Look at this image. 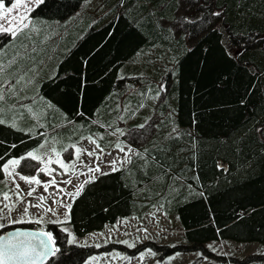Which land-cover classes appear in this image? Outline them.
Returning <instances> with one entry per match:
<instances>
[{
  "label": "trees",
  "instance_id": "obj_1",
  "mask_svg": "<svg viewBox=\"0 0 264 264\" xmlns=\"http://www.w3.org/2000/svg\"><path fill=\"white\" fill-rule=\"evenodd\" d=\"M31 17L40 32L13 53L3 49L17 36L0 33L4 84L25 73L15 95L5 92L0 165L53 136L113 137L128 123L139 155L73 200L76 236L159 204L188 241L164 253L221 238L264 243V0H46ZM22 84L28 107L15 104ZM28 163L29 173L40 165ZM63 225L46 223L59 251L44 264H83L102 249ZM144 246L160 247L129 252Z\"/></svg>",
  "mask_w": 264,
  "mask_h": 264
},
{
  "label": "rangeland",
  "instance_id": "obj_2",
  "mask_svg": "<svg viewBox=\"0 0 264 264\" xmlns=\"http://www.w3.org/2000/svg\"><path fill=\"white\" fill-rule=\"evenodd\" d=\"M15 14L16 13H13V15ZM7 26L8 25H6V27ZM37 27V29L33 28L32 31H34L35 33H39L40 27ZM22 37L23 35L17 36V39H15L14 42L5 47L7 49L4 48L3 50H8L7 52L10 54L13 53L16 49H18V45H21L23 41ZM4 52L5 51H2L3 54ZM22 63L23 62L18 63L17 61H15V65H22ZM21 76H23L22 80L19 79ZM15 77L13 76V79L18 78V82L15 80V86H17L19 82L21 83L23 82V80H25V73H21L20 76L16 78ZM3 79H7L5 77V74L3 75ZM31 81L32 83L30 87L32 88V91H34L36 80L32 78ZM27 94L28 91H25V85L22 84L20 91H18V96L21 98L20 102H16L15 104H24L28 107V105L25 104V96ZM29 108L31 107L29 106ZM37 113H39L38 109L35 110L33 114L36 115ZM20 116H25V110L20 112ZM127 126L128 123L126 126L124 125L122 127V132L124 133L123 135L120 131H116L113 137H106L107 140H105V135H103V133H95L93 135L88 134L78 142L72 141V143H69L68 146H66L68 142L64 143L66 139H63L61 141L58 138H54L53 136L51 139L47 140V143H42L44 147L41 148L40 145L42 144H40L37 148L31 151H34L37 153V155L44 157L45 160L47 159V157L51 156L55 161L57 157L55 156V153L51 152V149L53 147L56 148V150L61 154L59 159L66 166H69V171L67 172V174L62 175L61 173H64L65 170L62 169L59 164H57L56 166L55 162H53L51 165H47V167L49 169L51 166H56L58 167V169L61 168V171L56 170L58 171L59 176L55 178V180L56 183H62L64 187L65 183H63V181L69 179L73 180L72 176L74 175L78 176L74 181H77L79 179L84 180L92 178L101 172L111 169L109 166H107L109 165V162L115 161V167L128 164V162L126 161H131L133 154L137 152L134 144L131 143V137L137 138V136L136 134H132L131 128L128 129ZM176 129L177 128L173 126V130ZM49 136H52V134ZM87 138L95 140L96 144L99 145V149L96 148V144L90 143V140ZM137 141L140 143V140ZM73 143H75V147H73ZM113 143H118L120 145H115L114 147L108 146L112 145ZM71 147H73L72 151L70 149ZM76 148H80L82 150L80 154L76 153ZM121 148H123L124 151H121ZM100 149H102L103 151H100ZM84 150H87L88 152H95L99 156V159H96L95 155H87ZM77 155H79L78 159ZM73 163H75L76 165L74 171L71 169V165ZM97 164L100 167L99 173H88V175L81 174L87 173L88 171L87 168L84 167V165L95 167ZM41 167H45V165L40 164L38 169ZM38 169L34 173L37 178L40 176L42 177L41 179H39L40 181L46 182L52 180L53 177L51 175H48L44 172H39ZM15 172H19L21 175L25 174V171H23L20 166L15 169ZM8 178L0 182V198H2V187L5 185V183H9ZM15 183L19 184L20 191L25 188V181L20 180L18 176L16 177ZM10 185L11 189L15 190L14 184L11 183ZM64 188L66 189V187ZM63 198L64 195L63 197L61 196L59 200L63 201ZM12 200L16 201V197L13 194ZM47 200L48 198H46V201ZM30 202L31 204L33 203V201ZM37 202L40 203L38 197ZM1 204L2 203H0V205ZM63 204V202L62 204L56 203L53 207L57 208L59 206H63ZM24 207L25 203L16 201V206L13 211L7 214L10 219L4 220L2 219L4 215H2L0 217V223H5L6 225V223H9L11 219L23 218L26 220L29 219V217L32 220L42 217V215H40L42 213H51L46 212V209H44L43 207H29L28 216L22 217L21 213ZM63 209L64 210H61L60 213L65 212L64 207ZM4 213L6 212H2L0 214ZM62 216H65V214H62ZM43 219L46 218L42 217V220ZM124 220V228L120 227L118 229L114 228L99 231L94 230L84 236H76L70 223L65 225V222H63V226L70 233V238L72 241L80 244H96L97 246H101L102 249L95 254L90 255L83 264H264V243L258 241H237L228 238L213 239L207 241L204 244L203 248L201 247L196 249L176 250L170 253H164V250L162 249L165 248V246L181 245L187 243L188 241L186 239L185 228L178 214L176 212L173 213L166 211L159 204L150 207L140 218L137 216H128ZM47 222L48 221H42L37 225L38 227L46 228ZM122 241H127L128 244L122 243ZM150 241L159 244L160 247L156 248L153 246H144L142 247V249L136 252H129L130 250H133L136 247ZM129 244H134V247H129ZM121 245H126V247H124V249L120 248ZM141 253H143V256H141ZM124 257H127L128 259H124Z\"/></svg>",
  "mask_w": 264,
  "mask_h": 264
},
{
  "label": "snow or ice",
  "instance_id": "obj_3",
  "mask_svg": "<svg viewBox=\"0 0 264 264\" xmlns=\"http://www.w3.org/2000/svg\"><path fill=\"white\" fill-rule=\"evenodd\" d=\"M46 0H8V5L5 6V0H0V33L10 34L12 37H16L19 35L27 36L28 32L33 29L34 27V18L30 17V14L35 11L36 9L40 8V6L45 5ZM13 13H16L13 15ZM214 16H220L221 13L219 11H215L212 13ZM193 22L194 21H189ZM6 25H8L6 27ZM15 26V27H13ZM11 63V62H10ZM31 70V69H29ZM3 72L4 68L3 66H0V116L3 115L4 108H3V102L6 99L5 92H7L9 95H15V83L13 81H9L7 84H4L3 82ZM20 80L23 79V76L19 78ZM18 82V81H17ZM31 79L29 81H26V83H31ZM163 87V85H161ZM20 107H27L25 105H20ZM47 107L52 108L54 107L50 102L47 104ZM29 112L32 111L31 108L27 109ZM5 120L0 118V124H4ZM10 127L16 128L17 124L13 122L9 125ZM138 127L143 128L144 125H139ZM117 131H120L123 135L124 133L122 130L117 129ZM90 140V143L96 144L95 140H92L91 138H87ZM47 143V141H45ZM40 147H44V145H40ZM75 147V145H73ZM96 148L99 149V145L96 144ZM121 151H124L123 148L120 149ZM80 148H76V153H81ZM87 155L89 156H96V159H99V156L95 152H88L87 150H84ZM100 151H103L100 149ZM131 151V149H130ZM52 153H55V156L57 159L55 161L51 156L47 157L45 160L44 157L37 155L36 152L30 151L27 153L26 156H21L18 158H12L7 160L4 164L0 165V171L4 172L8 177H11L12 182L15 186V190H11L12 194L16 197V201H19L20 203H25V207L22 210L21 216H28V209L29 207H36L41 208L43 204L46 202V197L41 195L38 197L40 203L38 204H31L30 201H26V196H32L33 193L36 191L35 188H30L29 191L26 194H22L19 184L15 183L16 177L18 176L20 180L25 181L29 185L35 184V185H43L45 191H47L48 187H50L53 184H56V180L53 177L52 180L42 182L40 181L35 175L33 176H26L21 175L19 172H15V169L19 167L24 162L25 168H30L32 165L28 163L29 160L36 161L39 164H44L45 167H41L38 169L39 172H44L48 175H51L52 171H55V169H49L47 165H51L53 162L60 165L62 169H64V173H61L62 175L67 174L69 171V166H66L60 159V153L56 150L55 147L51 149ZM136 155H139V153H136ZM79 158V155H77V159ZM2 159V157H0ZM123 162V161H122ZM126 162L131 163L130 160H127ZM116 162L112 161L109 162V167L112 171H117L118 169L115 167ZM75 163L71 165V169L75 170ZM84 167L87 168V173H81L82 175H88V173H99L100 167L97 164L95 167L90 165H84ZM108 173H101V175H107ZM95 177L89 178L84 181V183L79 184L75 191L73 192H67L66 195L69 197H72L75 199L76 197H79L84 189L85 184L92 183ZM65 184H72V180H65L63 181ZM57 190L59 192H64V189H60L57 186ZM51 195V194H50ZM11 201V203H8ZM16 201L12 200V196L9 195V192L5 191L2 193V207H0V211H3L4 209H7L8 212L13 211V209L16 206ZM53 203H62L61 200H53ZM63 207L66 209L65 212V219L68 218L69 213L72 208V203L69 202L67 204H63ZM46 212H52L53 215L56 213L54 212L53 208L48 207ZM2 219L9 220V217L5 215ZM41 223L42 217L37 218L35 221L29 219L26 221L23 218L20 219H11L10 223L12 224H21V223ZM58 222V221H54ZM5 227V223H0V229H3ZM66 231V230H65ZM146 231V229H145ZM45 237L47 239H45ZM122 243L128 244L127 241H122ZM129 247H134V244H129ZM59 249L55 247V239L52 236L51 232L41 230L40 232H19V233H13L10 234L9 238H5L4 236L0 235V264H33L34 261L37 259L44 260L45 257L49 255H55L56 252H58ZM151 251V250H149ZM154 255V253H153ZM141 256H143V253H141ZM124 259H128L127 257H124Z\"/></svg>",
  "mask_w": 264,
  "mask_h": 264
},
{
  "label": "crops",
  "instance_id": "obj_4",
  "mask_svg": "<svg viewBox=\"0 0 264 264\" xmlns=\"http://www.w3.org/2000/svg\"><path fill=\"white\" fill-rule=\"evenodd\" d=\"M5 6H9L7 3H5ZM82 138H84V136L83 137H81V138H78V139H76L75 141H73V142H78V141H80ZM108 138V137H107ZM70 140H71V142L70 143H72V139L71 138H69ZM69 140V141H70ZM105 140H107L106 138H105ZM66 142H68L67 140H66ZM114 142H116V141H114ZM74 145H75V143H73ZM69 145V143H67V145L66 146H68ZM115 145H120V144H118V143H113L112 145H108L109 147H114ZM107 146V147H108ZM72 148L73 147H71L70 149H71V151H72ZM106 148V147H105ZM136 148V147H135ZM80 158H83V157H80ZM83 162V161H82ZM81 163V162H80ZM55 165L57 166V163H55ZM56 166H51L50 167V169H55V171H52V173H51V176L52 177H54V178H57L59 175H58V171H56V170H60L61 171V168L60 169H58V167H56ZM60 166V165H59ZM108 166V165H107ZM121 166V165H120ZM119 167V166H118ZM117 168V167H116ZM107 171H111V169H109V170H107ZM107 171H104V172H107ZM23 175H26V176H33V175H35V173L33 172V173H27V172H25V174H23ZM78 176H72V178H73V180H72V184H65V186L64 187H66V189L63 187V185H62V183L61 184H59V183H56V184H53V185H51L50 187H48V189H47V191H45V189H44V187H43V185L41 184V185H35V184H32V185H29L28 183H26L25 182V188L21 191L22 192V194H26L28 191H29V189L30 188H35L36 189V191L33 193V195L32 196H26L25 198L27 199V201H33V203L32 204H38L39 202H37V197H39V196H41V195H43V196H45L46 198H48V200L43 204V208L44 209H47L48 207H51V208H53V210H54V212L56 213L55 215H53V213L51 212L50 214H47V213H42V214H40V215H42V217H45L46 219H43L42 221H61V222H65L64 224L66 225V224H69V219H70V213H69V216H68V218L67 219H65V216H62V214H65V212H66V209H65V212L64 213H60L61 212V210H64L63 209V206H59V207H57V208H55V207H53L55 204L53 203V200H59L60 198H61V196L63 197V195H64V198H63V203L64 204H67V203H69V202H73V198L72 197H69V196H67L66 195V193L67 192H73V191H75V188L79 185V184H82V183H84V181L85 180H87V179H84V180H82V179H79V180H77V181H74L76 178H77ZM95 177V176H94ZM8 178V176L5 174V177H4V179L2 180V181H4L5 179H7ZM42 177L40 176V177H38V179H41ZM9 179V183H5V185L2 187V190H1V195H2V193L3 192H5V191H7V192H9V195L10 196H12V191H10V189H11V183H13L12 182V179L11 178H8ZM1 181V182H2ZM8 181V180H7ZM86 185V184H85ZM57 186L60 188V189H63L64 188V192H59L58 190H57ZM85 187V186H84ZM11 190H13V189H11ZM51 194V195H50ZM0 202H2V198H0ZM8 203H11V201H9ZM59 204H62V203H59ZM0 207H2V204L0 205ZM2 212H6V213H4V214H0V217L2 216V215H7L8 213H10V212H8V210L7 209H4L3 211H0V213H2ZM126 217H128V216H126ZM126 217H124V218H122V219H120L118 222H114V223H109V224H107L103 229H99V230H107V229H114V228H116V229H118V228H120V227H122V228H124V224H125V218ZM132 217V216H131ZM10 219V218H9ZM28 219H26V221H27ZM33 221H35L36 219H32ZM68 222V223H67ZM28 223H30V222H26V223H21V224H28ZM12 225V223H6V225H5V227H7V226H11ZM15 225H20V224H15ZM99 230H95V231H99Z\"/></svg>",
  "mask_w": 264,
  "mask_h": 264
},
{
  "label": "water",
  "instance_id": "obj_5",
  "mask_svg": "<svg viewBox=\"0 0 264 264\" xmlns=\"http://www.w3.org/2000/svg\"><path fill=\"white\" fill-rule=\"evenodd\" d=\"M41 230L50 232L47 228L33 227V226H29V225L20 224V225H13V226H10V227L6 228L4 231H2L0 233V235L4 236L7 239V238L10 237V234H13V233H19V232H40ZM45 239H47V238L45 237ZM55 247L58 248L56 240H55ZM52 256L53 255H49V256L45 257L44 260L37 259L36 261L33 262V264H44Z\"/></svg>",
  "mask_w": 264,
  "mask_h": 264
}]
</instances>
